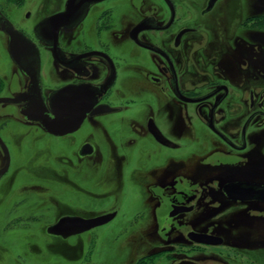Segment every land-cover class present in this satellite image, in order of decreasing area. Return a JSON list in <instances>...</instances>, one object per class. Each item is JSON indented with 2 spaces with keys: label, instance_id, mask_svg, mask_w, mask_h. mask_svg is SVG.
Masks as SVG:
<instances>
[{
  "label": "flooded vegetation",
  "instance_id": "1",
  "mask_svg": "<svg viewBox=\"0 0 264 264\" xmlns=\"http://www.w3.org/2000/svg\"><path fill=\"white\" fill-rule=\"evenodd\" d=\"M45 1L42 0V8ZM67 1L60 10L43 16L29 33L16 28L0 9V42L3 53L10 61V77L14 83V86H8L10 90L1 92L0 99H17L15 102H0V105L13 107L11 109L20 122L39 127L51 138L70 137L87 124L91 126L106 121L94 117L114 114L118 116V125L131 137L124 141V153L128 156L140 152L144 162L141 165L143 171L150 168L153 159L157 160L163 152L183 153V143L186 142V157L180 160L186 161L190 176L195 172L202 173V176L201 180L195 179L196 187L193 177L186 181L173 178L172 181L179 183L181 188L191 185L190 190H197L201 183H209L205 174L213 172L211 157H217L228 169L241 165L263 168L264 0H102L90 5L74 27L62 26L59 29L56 44L60 51L58 62L49 43L36 36L35 28L43 20L63 12ZM183 8L185 13L180 15ZM6 24L35 46L39 55L38 88L34 87L28 73L33 68V47L23 38L15 37L12 40L6 32ZM139 25L145 30H140ZM113 47L119 48L113 50ZM42 50L50 53L51 69L56 71L52 82L48 81L49 77L43 81ZM145 82L152 85L155 93H166L175 102L140 101L134 108L138 109V118H128L129 110L134 105V90L141 91L138 94L141 99L147 91ZM66 87L76 88L78 95L62 94L60 100L66 105L74 99L78 105L76 109L81 111L86 108L88 113L76 131L55 136L40 121L32 120L36 118L29 120L27 113L33 115L35 108L50 110V103L56 106L52 102L54 92ZM45 88L48 90L45 91ZM148 92L152 93L150 89ZM178 104L187 109V126L181 132L179 142L175 137V113L170 112ZM98 108L108 111L90 116ZM159 115L169 119L168 131L158 121ZM110 120L115 122L114 118ZM153 130L159 131L167 141L166 145L156 139ZM0 140L9 153L1 135ZM0 150L5 158L1 145ZM75 153L78 158L91 157L95 153L94 145L84 139ZM220 158L228 161L224 163ZM150 179L151 188L152 185L155 188L157 180L153 176ZM228 183H250L264 187V170L252 177L251 174L236 177L220 185L228 202L264 206V201L259 200L232 201L222 191ZM173 206L192 207V210L170 216ZM194 210L193 205L170 204L167 219L172 221ZM164 228H167V223L160 230L164 231ZM177 233L179 231H175V237L180 235ZM190 233L216 236L222 240L220 245L223 244L219 235L185 231V239L195 245L220 246L197 243L189 238ZM263 257L264 253L262 260ZM255 259L257 262L238 264H264Z\"/></svg>",
  "mask_w": 264,
  "mask_h": 264
},
{
  "label": "rangeland",
  "instance_id": "2",
  "mask_svg": "<svg viewBox=\"0 0 264 264\" xmlns=\"http://www.w3.org/2000/svg\"><path fill=\"white\" fill-rule=\"evenodd\" d=\"M65 1L46 0L42 8V0H0V9L16 28L29 33L35 23L60 10ZM0 46L1 94L14 83L1 42ZM41 52L43 81L49 77L52 82L56 71L51 69V55ZM145 83L147 91L141 99V91L134 90L128 118H138L134 108L140 101L175 102ZM11 108L0 105V135L10 155V167L0 176V264H238L257 262L255 258L264 262V206L228 202L220 190L224 181L259 174L264 170V159L263 168L241 165L228 169L217 157H211L213 172L205 174L209 183L190 190L191 185L181 188L172 181L193 177L196 187L195 179L201 180L202 173L190 176L186 161L180 160L186 157V142L183 153L163 152L160 156L164 157L154 158L151 167L143 171L140 152L131 153L132 157L124 153V141L131 137L114 114L94 117L106 121L87 124L70 137L51 138L39 127L20 122ZM170 112L175 113L179 142L187 126V109L178 104ZM159 116L158 121L168 131L169 119ZM113 118L115 122L110 120ZM84 139L95 149L86 159L75 153ZM4 162L0 150V168ZM152 176L158 183L155 188L152 185L154 189ZM170 204L193 205L195 210L171 221L167 219ZM113 211L116 215L107 224L67 239L46 232L64 215L92 218ZM165 223L167 228L161 231ZM188 230L219 235L223 244L195 245L185 239ZM175 231L180 235L175 237Z\"/></svg>",
  "mask_w": 264,
  "mask_h": 264
},
{
  "label": "water",
  "instance_id": "3",
  "mask_svg": "<svg viewBox=\"0 0 264 264\" xmlns=\"http://www.w3.org/2000/svg\"><path fill=\"white\" fill-rule=\"evenodd\" d=\"M102 0H68L65 6V10L61 13L55 14L42 22H40L37 27L35 28L36 36L44 41L49 43L51 46V52L54 58L59 62V50L57 48V34L59 29L62 26H66L68 28L74 27L80 19L85 15L87 8ZM6 32L7 34L13 38L19 37L25 39V37L6 24ZM140 30H145V28H141V25L138 27ZM137 28V29H138ZM147 29V28H146ZM136 30V29H135ZM26 40V39H25ZM26 42L33 47L34 51V62L33 68L29 69V75L32 79V84L35 88H38V81H39V55L37 50L31 42ZM74 97L78 91L76 88L73 87H66L60 89L59 91L54 92V99L52 102H55L57 105L52 106L50 103V110L49 109H41L35 108V113L33 115H29L27 113V117L29 120L31 118H36L32 120H38L41 122L43 127L49 131L51 134L55 136H62L69 133L76 131L81 123L83 122L88 110L83 108V110H77V104L74 103V99L70 102H67L66 105L60 98L62 94H69ZM78 95V94H77ZM181 97V96H180ZM184 99L183 97H181ZM77 99V96L76 98ZM17 99H0V102H15ZM185 100V99H184ZM202 100V99H200ZM108 110H101L100 108L93 110L90 113V116L105 113ZM31 116V117H30ZM152 133L155 135L156 139L166 145L167 142L157 130H153ZM0 145L2 146L4 153H5V165L2 169H0V176H2L9 167V153L5 147V145L0 140ZM222 191L224 194L231 199L232 201L237 200H259L264 201V187L250 184V183H228L226 184ZM192 210V207H185V206H173L172 211L170 212V216H174L183 212H189ZM116 213H108L100 216H96L93 218H82L77 216H64L57 220L54 224L47 227L46 232L52 236L60 237L62 239H67L71 236L79 235L84 232L90 231L96 227L102 226L110 222ZM189 238L194 240L197 243L205 244V245H220L222 243L221 238L212 236V235H205V234H197V233H190Z\"/></svg>",
  "mask_w": 264,
  "mask_h": 264
}]
</instances>
